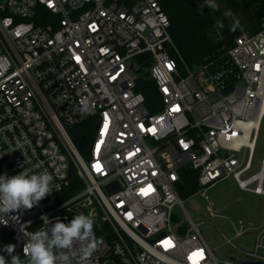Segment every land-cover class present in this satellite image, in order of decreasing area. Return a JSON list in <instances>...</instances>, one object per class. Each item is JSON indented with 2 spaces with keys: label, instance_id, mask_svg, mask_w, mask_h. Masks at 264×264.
Segmentation results:
<instances>
[{
  "label": "built area",
  "instance_id": "built-area-1",
  "mask_svg": "<svg viewBox=\"0 0 264 264\" xmlns=\"http://www.w3.org/2000/svg\"><path fill=\"white\" fill-rule=\"evenodd\" d=\"M170 29L162 0H0V175L53 177L39 204L3 214L0 249L14 244L25 260L28 234L51 227L42 216L68 223L83 213L102 242L76 264H221L180 187L191 169L207 200L204 189L231 176L264 196V157L252 174L264 118V27L197 71ZM146 78L157 87V113L136 91ZM88 120L94 135L84 156L71 129ZM72 173L83 185L73 194ZM246 255L264 264V223Z\"/></svg>",
  "mask_w": 264,
  "mask_h": 264
},
{
  "label": "trees",
  "instance_id": "trees-1",
  "mask_svg": "<svg viewBox=\"0 0 264 264\" xmlns=\"http://www.w3.org/2000/svg\"><path fill=\"white\" fill-rule=\"evenodd\" d=\"M162 7L170 19L176 48L191 68L199 66L210 54L226 51L244 33L255 34L264 27V0H162ZM171 55L179 59L176 52ZM136 91L143 93L151 112H159L154 105L158 92L153 81L141 80ZM93 135L92 120L71 129V136L84 156ZM194 174L187 169L180 187L182 199L193 197L199 191ZM81 189L83 185L72 173L69 190L73 194Z\"/></svg>",
  "mask_w": 264,
  "mask_h": 264
},
{
  "label": "clouds",
  "instance_id": "clouds-1",
  "mask_svg": "<svg viewBox=\"0 0 264 264\" xmlns=\"http://www.w3.org/2000/svg\"><path fill=\"white\" fill-rule=\"evenodd\" d=\"M53 177L46 170L29 174L20 171L13 176L0 175V220L3 214L31 209L52 192ZM47 229L28 234L23 246L25 260L15 253L16 246L8 244L0 249L11 257L10 264H76L77 257L86 260L102 242L94 233V219L83 213L75 215L70 222L59 218L50 221L41 217ZM7 223V221H4ZM0 264H9L0 254Z\"/></svg>",
  "mask_w": 264,
  "mask_h": 264
},
{
  "label": "rangeland",
  "instance_id": "rangeland-1",
  "mask_svg": "<svg viewBox=\"0 0 264 264\" xmlns=\"http://www.w3.org/2000/svg\"><path fill=\"white\" fill-rule=\"evenodd\" d=\"M197 69L193 68L194 71ZM141 75L145 77L143 75L146 74ZM263 157L264 118L255 148L252 174L260 171ZM204 191L209 196L208 200L201 194L182 200L194 221L200 224V232L215 257L221 264L232 263L233 258L248 259L246 253L254 252L258 229L264 223V196L242 190L232 176ZM175 214L185 218L180 206L176 207ZM240 221L243 226L239 225ZM238 232H242V235L237 236ZM226 238L237 248L231 246Z\"/></svg>",
  "mask_w": 264,
  "mask_h": 264
},
{
  "label": "water",
  "instance_id": "water-1",
  "mask_svg": "<svg viewBox=\"0 0 264 264\" xmlns=\"http://www.w3.org/2000/svg\"><path fill=\"white\" fill-rule=\"evenodd\" d=\"M111 189H113V186L109 187V190H111ZM233 260L238 262L239 264H262V263H251V262L244 261V260H241V259H236V258H233Z\"/></svg>",
  "mask_w": 264,
  "mask_h": 264
}]
</instances>
